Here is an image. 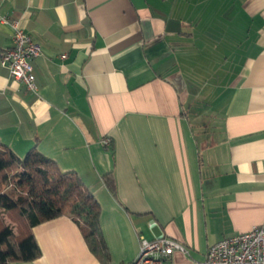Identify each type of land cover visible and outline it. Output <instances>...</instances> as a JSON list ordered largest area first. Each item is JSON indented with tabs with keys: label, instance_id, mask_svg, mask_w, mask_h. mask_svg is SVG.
I'll list each match as a JSON object with an SVG mask.
<instances>
[{
	"label": "crops",
	"instance_id": "crops-1",
	"mask_svg": "<svg viewBox=\"0 0 264 264\" xmlns=\"http://www.w3.org/2000/svg\"><path fill=\"white\" fill-rule=\"evenodd\" d=\"M0 15V54L14 21L42 49L37 94L0 59V142L81 178L112 264L162 234L186 248L172 264L201 263L264 223V0H0ZM33 234L41 257L11 264H101L68 215Z\"/></svg>",
	"mask_w": 264,
	"mask_h": 264
},
{
	"label": "trees",
	"instance_id": "trees-1",
	"mask_svg": "<svg viewBox=\"0 0 264 264\" xmlns=\"http://www.w3.org/2000/svg\"><path fill=\"white\" fill-rule=\"evenodd\" d=\"M104 181L116 194L114 174H106ZM64 215L77 223L100 263L112 264L101 226V206L81 178L75 172L61 171L37 149L20 157L0 142V264L40 258L33 228Z\"/></svg>",
	"mask_w": 264,
	"mask_h": 264
},
{
	"label": "built area",
	"instance_id": "built-area-1",
	"mask_svg": "<svg viewBox=\"0 0 264 264\" xmlns=\"http://www.w3.org/2000/svg\"><path fill=\"white\" fill-rule=\"evenodd\" d=\"M0 22L7 20L0 15ZM12 26L13 45L1 52V65L9 70L16 82L37 94L32 62L41 55V46L19 22H12ZM103 144L109 146L110 140L104 139ZM156 225L157 222H150L151 228ZM176 251L186 252V248L164 234L152 239L141 236L139 252L130 264H172ZM196 264H264V223L214 243L209 247L205 261Z\"/></svg>",
	"mask_w": 264,
	"mask_h": 264
},
{
	"label": "rangeland",
	"instance_id": "rangeland-1",
	"mask_svg": "<svg viewBox=\"0 0 264 264\" xmlns=\"http://www.w3.org/2000/svg\"><path fill=\"white\" fill-rule=\"evenodd\" d=\"M6 222H7V223H10L9 219H6Z\"/></svg>",
	"mask_w": 264,
	"mask_h": 264
}]
</instances>
